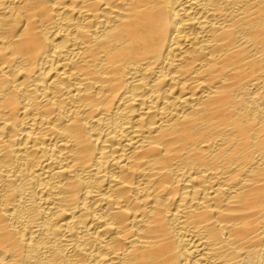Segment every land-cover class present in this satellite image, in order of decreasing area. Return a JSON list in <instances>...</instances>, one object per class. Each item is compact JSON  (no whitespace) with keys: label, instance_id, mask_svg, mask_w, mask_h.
<instances>
[{"label":"bare ground","instance_id":"bare-ground-1","mask_svg":"<svg viewBox=\"0 0 264 264\" xmlns=\"http://www.w3.org/2000/svg\"><path fill=\"white\" fill-rule=\"evenodd\" d=\"M0 264H264V0H0Z\"/></svg>","mask_w":264,"mask_h":264}]
</instances>
